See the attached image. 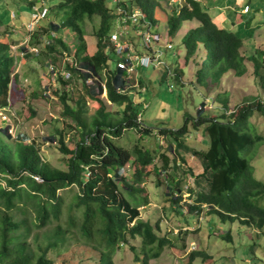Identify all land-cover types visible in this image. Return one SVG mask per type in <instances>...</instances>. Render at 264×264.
<instances>
[{
	"label": "trees",
	"instance_id": "16d2710c",
	"mask_svg": "<svg viewBox=\"0 0 264 264\" xmlns=\"http://www.w3.org/2000/svg\"><path fill=\"white\" fill-rule=\"evenodd\" d=\"M37 1L40 0H35L36 4ZM56 1L57 8L66 14L59 26H40L43 34L26 31L29 40L20 49L28 57L32 55L29 49L37 48L36 45H43L52 53L58 48L68 52L67 44L62 39L54 38V34L59 27L69 29L77 42L74 61L91 71L98 81L106 80L104 90L97 83L92 89L84 83L86 94L92 99H97L100 94L105 95L111 105L120 109L119 116L114 118L101 107L88 124L82 116L81 102L78 101L76 108L69 106L65 97L67 92H62V115L80 128L76 134L78 140L71 149L64 144L61 132L58 133V139L50 137L51 142L58 146L65 169L52 167L41 156L40 147L34 141H27L22 135L0 148V264H56V256H60L62 250L72 243L91 245L92 251L96 253L93 264H116L113 253L122 246L128 247L133 253L134 264H149L151 260L160 257L164 248L172 246L170 239L160 235L159 223L140 217V210L148 205L142 185L150 175L148 167L153 161V154L139 144H124L125 148L114 144L130 129L140 139L142 136H153L151 129L145 127L142 121V112L149 105L145 107V101L137 99L139 88H144L141 78L134 76L130 81L123 80L121 71L111 70V59L106 55L105 49L110 44L109 37L113 33L117 34L114 31L118 24L132 23L128 17L131 11L138 10L137 7L142 9L141 23L145 26L146 19H150L148 24L153 26L157 20L146 10L154 9L157 4L153 0ZM199 1L183 0L176 11L166 15L167 34L171 38L175 37L184 23L197 24L195 29L188 30L183 36L185 62H192L195 57H200L201 52L204 53L203 62L197 61L195 66H198L197 75L205 77L202 81H206L207 85L219 84L229 72L235 77L244 76L246 61L252 63L253 73L259 76L262 73L260 62L264 61V50H256L254 55L245 56L242 52L243 40L230 29L220 27L224 23H215L217 19L210 16L209 6L202 5ZM27 2L32 6L33 2ZM245 9L246 12L250 11L248 6H244L243 10ZM93 18L98 20L94 27L97 44L95 53L89 55L86 53L84 25ZM136 28L133 25L132 29ZM12 32V29L9 30L10 35ZM123 34H118L121 43L125 40ZM156 35L158 36H152ZM44 37L48 42H43ZM1 38L0 33V109L15 103L17 97L12 96V92H18V89L15 92L11 89L18 82V77L14 74L15 61L10 54L11 45ZM154 40L158 42V39ZM59 51L56 53L63 55ZM109 53L114 54L113 49ZM55 59H48L47 62L53 65ZM66 65L83 80L88 76L83 71L76 72L69 63ZM55 68L57 71L61 69ZM177 75L182 76L183 73L179 72ZM260 78L264 81L263 76ZM58 81L60 84H67L61 77H58ZM117 87L125 92L117 93ZM55 92L57 94L58 90ZM29 96L38 97L35 92H29ZM216 99L222 106L224 115L220 119L199 116L193 122L195 129L200 126L204 128L208 139L205 151L187 147L182 140L177 143V134H185V127L171 133L175 136V143L169 142L174 145L175 153H180L178 155L183 162V171L186 162L183 153H190L200 163L201 172H192L189 177L192 184L182 187L179 178L163 176L160 179L161 172L165 169H155L157 189L162 191L161 180L164 181L163 199L169 204L168 214L184 217L183 220L180 218L186 225L184 229L189 230L187 216L196 214L200 218L207 212L215 214L220 223H237L250 228L252 232L255 229L262 235L264 182L254 177L250 160L254 158V149L263 143L264 137L255 131L251 135L249 128L253 127L248 124V120L253 113L264 116V101L253 99V102H245L226 114L228 97ZM9 129V125L5 127V134L9 133ZM167 133L159 132L160 135ZM241 152L245 156H241ZM186 165L188 166L187 162ZM125 167V173L128 170L131 172L129 178L124 173L119 174ZM173 171H177V166L174 165ZM183 193H187V201L182 200ZM181 202H186L187 209L179 205ZM227 239L231 240V236L228 235ZM133 241H138L139 246L132 245ZM197 258L202 261L210 259L203 251H192L183 264H193Z\"/></svg>",
	"mask_w": 264,
	"mask_h": 264
},
{
	"label": "rangeland",
	"instance_id": "374dc122",
	"mask_svg": "<svg viewBox=\"0 0 264 264\" xmlns=\"http://www.w3.org/2000/svg\"><path fill=\"white\" fill-rule=\"evenodd\" d=\"M153 1L157 6L154 9L146 10L149 15L153 14L157 20L153 26L148 24L150 19H146L144 26L141 23L142 19L138 18L136 23L127 25L119 22L120 24L114 31L120 36L124 33L123 45L128 46L133 55L151 56L155 54L156 56L161 53L156 58L157 66L151 63L147 67L137 66L133 75L136 78H141V84L145 88L144 90L139 88L137 96H139L138 100H144L149 104L148 109L142 112V121L145 127L151 129L153 136H142L140 139L136 136L135 131L130 129L114 143L123 148H125L124 144L129 143L133 146L139 144L153 154V161L148 167L150 175L145 178L142 185L145 192L143 195L146 197L148 205L140 210V217L152 223H159L160 235L170 239L172 246L164 248L160 257L151 260L149 264H183L192 251H203L210 258L205 261L197 258L193 264H264V230L263 234L259 235L257 230L254 229L252 232L250 228L237 223L223 224L218 221L215 214L207 212H204L200 218L196 214L187 216L189 230L184 229L186 225L180 221V218L183 220L184 217L180 216L179 218L176 214H168L170 212L169 204L165 203V198L163 199L165 197L163 193L164 181L161 180L162 191H160L157 189L158 178L154 173L155 169L163 168L165 171L161 172L160 179L163 176L164 178L172 176L179 178L182 187L192 184L189 177L192 172L193 174L201 172L200 163L192 154L181 151L188 164L187 166L185 162L184 171L182 170L183 162L179 160L178 154L180 153H175L172 144L175 143L173 140L175 136L171 133H176L185 127V134H177V143L182 140L187 147L205 151L208 148V139L204 128L200 126L195 129L193 122L199 116L205 119L213 117L220 119L224 115L222 106L216 101L217 97H228L226 114L236 110L245 102H253V99L264 101V81L260 78L264 77V61L260 62V72L262 73L259 76H255L253 73L252 63L246 61L244 76L235 77L229 72L223 76L219 84L212 85L210 83L207 85L206 81H202L206 78L197 75L198 66H195L198 64L197 61L203 62L204 53L201 52V58L195 57L192 62H185L186 52L182 44L183 36L188 30L197 27L196 22L184 23L173 38L167 34L166 15L176 11L183 0ZM199 2L209 6L208 12L212 18L221 14L220 19H217L215 23L218 25L224 23L220 27L230 29L243 40L242 52L245 56L254 55L256 50H264V0H200ZM37 4L41 6L40 1H37ZM44 4L48 9L47 17L30 29L42 34L44 31L40 29V26L50 27L51 24L59 26L61 20L66 16L57 8L56 0H44ZM244 6H248L250 11L243 12ZM136 9L139 10L138 15L143 16L141 7ZM11 13L15 15L14 18ZM31 13L32 8L28 5L27 0H0L1 40L11 45L10 54L15 61L14 74L19 78L16 85L11 88L13 91L18 89L16 94L12 92V96L16 95L17 101L0 109V148L5 144H10L11 139L22 135L27 141H34L40 147L41 156L52 167L65 169L58 146L51 142L50 137L55 136L58 139V133L61 132L64 144L71 149L74 147L75 141L78 140L76 134L80 128L78 124L62 115L61 93L67 92V95L65 94L66 102L71 107L76 108L78 101L81 102L82 116L88 124L92 122L94 114L101 107L104 112L108 111L114 118L119 116L120 109L111 105L105 95L100 94L97 99L90 98L84 89L83 78L66 67L68 61H74L77 44L76 37L69 29L59 27L54 34V38L62 39L67 44L68 52L58 48L52 53L48 52L45 46L36 45L35 53L29 55L30 57L24 54V50L20 47L29 40V36L26 34V25L30 22ZM97 24L98 20L93 18L91 21H86L84 25V41L86 53L89 55H93L96 51L97 41L94 36V27ZM133 25L137 28L132 29ZM11 29L13 32L10 35L9 30ZM154 34H158V37H152ZM154 38H157L158 42ZM43 42H48V39L44 37ZM167 45H171V48L167 49ZM59 50L63 52V55L56 53L60 52ZM107 55L112 61L109 63L111 70H116V56L111 53H107ZM52 58H56L53 60L54 67H65L70 73V82L63 81L67 83L66 85L60 84L58 78L57 82L53 81L55 78L49 73L50 65L47 62ZM77 66L82 67L79 64ZM179 72H182L183 75L178 76ZM91 81L93 83V80ZM55 90H58L57 94ZM29 92H35L38 97L31 98ZM30 113L32 115L29 116ZM248 124L254 129L249 128L251 135L256 132L264 137V116L253 113ZM8 125L10 126L9 133L5 134L4 129ZM241 130L243 131V128ZM160 131L168 133L160 135ZM169 145H171L170 149ZM253 155L254 158L250 160V164L253 167L254 177L264 182V141L254 149ZM241 156H245L243 152H241ZM174 165L177 166L176 172L173 171ZM126 168L124 171L120 170L119 174L124 173L129 178L131 172L128 170L125 173ZM188 168H192L189 169L190 172ZM186 194L183 193L182 196L184 201L189 199ZM179 205L184 206L183 209H187L186 202H181ZM228 235L231 236V240L227 239ZM132 245L138 247L139 242L133 241ZM137 253H139L138 249ZM95 258L96 253L92 251L91 245L72 243L67 245L66 249L62 250L61 255L56 256L54 261L56 264H93ZM113 259L116 264H134L135 262L133 253L126 246L116 249Z\"/></svg>",
	"mask_w": 264,
	"mask_h": 264
},
{
	"label": "built area",
	"instance_id": "2783aa9c",
	"mask_svg": "<svg viewBox=\"0 0 264 264\" xmlns=\"http://www.w3.org/2000/svg\"><path fill=\"white\" fill-rule=\"evenodd\" d=\"M32 3V13L30 16V22L26 25V31L31 33L33 30H30L31 27L33 26H37L38 23L45 19L48 15V9L46 8L45 4H44V0H40L41 1V6H39L38 4L35 3V0H29ZM116 1V0H115ZM244 12H246V9L243 10ZM11 16L14 18L15 15L13 13H11ZM138 18H141L140 15H138V10L135 11H131V15L129 14L128 20H130L132 23H136V21L138 20ZM153 37V36H152ZM155 37H158L157 35ZM157 39V38H156ZM109 45L107 46V48L105 49L106 55L107 53H109L110 49H113L114 51V55L116 56V60H115V66L116 69L122 72V79L123 80H128L130 81L134 76V72L137 66H144L147 67L149 63L153 64L154 66H157L158 63L156 62V58L157 55L160 56L161 53H158L156 56L155 54H152L151 56H138V55H133L130 53V49L128 46H124L123 43H121L119 41V35L116 33H113L110 37H109ZM167 48H170V45L166 46ZM30 50H32L30 52ZM30 53H35V48H31L29 49ZM66 61H68L67 59H65ZM70 64V66L72 68H74L76 71H83L85 74H88V76H85L83 82L89 86H91L90 88H94L93 85L95 83H97L103 90L105 89V83L106 80H102V81H98V79H96L94 77L93 74H91V71H89L88 69H85L83 67H78L77 63L72 61H68ZM112 63V61H111ZM49 67V73L53 75V77L55 79H53V81L57 82V78L61 77L63 81L69 83L70 82V78L71 75L68 72V70L61 68L60 70L57 71V69L54 67V65L50 64ZM77 71V72H78ZM137 74V73H136ZM104 78H106V76H104ZM93 80V83L92 81ZM136 87H138L137 84H135ZM145 88H142V90H144ZM116 92L117 93H124L125 90H123L122 88L117 87L116 88ZM149 104L147 102H144V106H148Z\"/></svg>",
	"mask_w": 264,
	"mask_h": 264
},
{
	"label": "crops",
	"instance_id": "0c3cea01",
	"mask_svg": "<svg viewBox=\"0 0 264 264\" xmlns=\"http://www.w3.org/2000/svg\"><path fill=\"white\" fill-rule=\"evenodd\" d=\"M221 14H217L214 18H216V19H220V16ZM19 79V78H18ZM137 99H138V97H137ZM142 101H144V100H142ZM146 102V101H145Z\"/></svg>",
	"mask_w": 264,
	"mask_h": 264
},
{
	"label": "clouds",
	"instance_id": "9594fccd",
	"mask_svg": "<svg viewBox=\"0 0 264 264\" xmlns=\"http://www.w3.org/2000/svg\"><path fill=\"white\" fill-rule=\"evenodd\" d=\"M175 3V2H174ZM244 12V11H243Z\"/></svg>",
	"mask_w": 264,
	"mask_h": 264
}]
</instances>
